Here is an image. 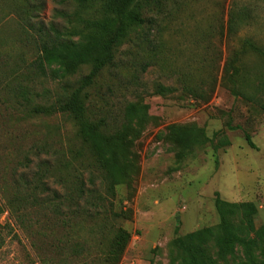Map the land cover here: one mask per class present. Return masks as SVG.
<instances>
[{
  "label": "rangeland",
  "instance_id": "rangeland-1",
  "mask_svg": "<svg viewBox=\"0 0 264 264\" xmlns=\"http://www.w3.org/2000/svg\"><path fill=\"white\" fill-rule=\"evenodd\" d=\"M75 9L72 0H0V204L28 195L40 163L53 164L24 222L0 215V225L14 227H0V264H94L118 225L131 233L121 264H188L200 242L212 264L264 260V239L248 240L264 232V0H169L145 14L153 54L147 44L124 43L96 87L85 89L93 119L107 118L102 134L122 144L117 156L126 166L115 194L103 200L96 197L105 195L104 175L80 120L32 112L64 98L92 69L67 60L51 66L61 68L57 75L34 64L41 26L79 39L72 27L81 26L60 15ZM141 62H149L145 70ZM101 95L105 114L97 108ZM176 128L189 131L188 140L176 138ZM223 139L229 144L221 146ZM80 173L93 191L87 210L94 218L73 235L91 254L69 257L70 232L52 209ZM217 199L226 202L224 216ZM250 217L257 231L249 233Z\"/></svg>",
  "mask_w": 264,
  "mask_h": 264
},
{
  "label": "trees",
  "instance_id": "trees-1",
  "mask_svg": "<svg viewBox=\"0 0 264 264\" xmlns=\"http://www.w3.org/2000/svg\"><path fill=\"white\" fill-rule=\"evenodd\" d=\"M76 6L74 12L60 11V15L64 18H73L81 27L74 26L73 30H76L79 34V39L75 40L68 36L67 31L59 30L53 25L49 28L41 26L37 33V58L34 60V64L41 70L49 68L53 74H62L61 68H52L54 64H60L67 60L76 61L79 63L91 64V71L78 81V85L75 89L71 90L64 98L58 102L47 105L37 106L32 109V112L36 115L45 114L53 115L61 113L72 117L73 119L80 120L79 133L82 139L88 143L96 155V165L103 172V186L105 188V195H99L96 199L103 200L104 196L114 195L115 189L123 179L127 176L126 166L120 165V159L117 156V152L122 148V144L116 139L106 141L101 129L106 127L109 123L107 118L101 116L98 121H95L93 110L92 94H88L85 90L89 87H96L97 78L102 73L103 69L108 65H113L115 62V55L118 53L119 48L126 42L130 41L135 46L147 44L150 46L148 55H152L156 47H152L153 37L151 30L145 29L146 23L145 14L152 12L154 8H160L163 2L169 0H72ZM96 8L94 11L93 8ZM88 13V17L83 15ZM252 46V44H250ZM143 70H145L149 62H141ZM59 73V74H58ZM236 73L234 71L232 74ZM64 74V73H63ZM134 77L138 78V75L134 74ZM159 91L168 92L172 91V87H165L160 85ZM97 102L100 105L101 114H105L107 111L105 106L107 100L104 96H98ZM176 138L179 140H188V132L180 128L175 129ZM190 133V132H189ZM245 138L249 146L255 147L251 135L245 134ZM229 141L223 139L220 142L221 146L228 145ZM38 150H49L50 147L44 145H37ZM62 161L55 159V165H58ZM127 165H130V161H127ZM53 171V164L47 159L40 163V169L37 172V178L32 181L35 183L31 189L33 191L28 192V195H18L14 197H8L5 205L0 204V215L8 211L10 218L16 216V219L21 220L25 216V212L28 209L30 200H35L37 197L38 186L43 185V178H46L50 172ZM82 173L77 176L75 185L70 188L65 197L59 202L53 205V212L56 222L60 224L70 234L66 235L65 246L69 249L70 256H79L83 251L91 254V248L87 247L86 242H80L74 240L77 235H73V231L79 227L87 226L86 224L94 218V216L88 213L89 204L92 203L93 191L88 190L81 179ZM31 181H25V185L28 186ZM42 182V183H41ZM45 185V184H44ZM45 188V186H44ZM47 188V187H46ZM96 191V190H95ZM84 204L82 205V203ZM226 202L221 199H217V208L221 215H226L227 210L225 207ZM23 221V220H21ZM24 222V221H23ZM91 224V223H90ZM104 225H98V227L91 226L90 228L98 229L99 232L103 231ZM1 228H8V232H13L14 227L10 222L5 225H0ZM257 231L253 225V219L248 218V230ZM254 238L248 239L250 243L256 244L264 239V232H256ZM195 234H193L194 236ZM2 236V234H1ZM0 236V245L4 243V239ZM131 239V233L123 226L118 225L113 229V235L106 248L99 252L98 258L92 257L91 261L94 264H121L127 246ZM61 240L56 248H60ZM202 243L196 245L191 249V256L188 264H212L210 258L207 255L206 250L201 246ZM89 254V258L92 255ZM252 264H264V260H253Z\"/></svg>",
  "mask_w": 264,
  "mask_h": 264
}]
</instances>
